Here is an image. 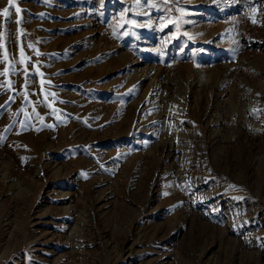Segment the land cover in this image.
<instances>
[{
  "label": "rangeland",
  "instance_id": "374dc122",
  "mask_svg": "<svg viewBox=\"0 0 264 264\" xmlns=\"http://www.w3.org/2000/svg\"><path fill=\"white\" fill-rule=\"evenodd\" d=\"M0 264H264V0H0Z\"/></svg>",
  "mask_w": 264,
  "mask_h": 264
},
{
  "label": "snow or ice",
  "instance_id": "6c2138e0",
  "mask_svg": "<svg viewBox=\"0 0 264 264\" xmlns=\"http://www.w3.org/2000/svg\"><path fill=\"white\" fill-rule=\"evenodd\" d=\"M9 5H10V6H13V5H14V0H9ZM14 10H15L16 12H19V11H20L19 8H15ZM3 15H5V16L10 15L9 7H5V8L3 9Z\"/></svg>",
  "mask_w": 264,
  "mask_h": 264
}]
</instances>
